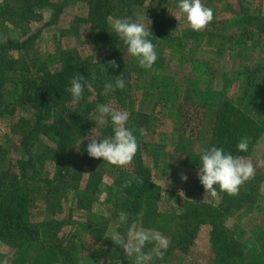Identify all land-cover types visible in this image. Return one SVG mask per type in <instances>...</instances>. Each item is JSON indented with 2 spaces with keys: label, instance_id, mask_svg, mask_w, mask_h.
<instances>
[{
  "label": "trees",
  "instance_id": "obj_1",
  "mask_svg": "<svg viewBox=\"0 0 264 264\" xmlns=\"http://www.w3.org/2000/svg\"><path fill=\"white\" fill-rule=\"evenodd\" d=\"M81 1L86 8L81 24L88 26L86 36L94 37L91 48L97 45V51L106 49L107 54L104 58L92 63L91 60L95 56L78 59L72 51L61 50L57 53L60 55L56 63L58 68L51 71L48 65L49 62L54 63L51 59L52 55L35 58L34 54L29 55L25 52L19 69L11 71L12 65L5 66L6 69L0 65V118L12 116L20 107L26 106L33 110V119L29 122L20 119L15 129L21 138L19 146L15 149L16 171L12 166L10 148L0 143V243L15 249L32 247L30 264H75L77 261L75 257L82 255L80 240L76 238L77 234L63 237L61 221L52 217L62 210L61 200L69 192L73 197L78 198V208L85 209L82 201L88 203L103 179L104 173L111 172L110 169L104 170L106 161L102 158H91L88 155V142L83 137L88 136L90 132V118L92 113L97 111V105L108 104L109 100L113 99L120 109L128 112V127L136 129L134 134L138 141V151L130 163V168L121 171L120 178L116 180V184L122 188L119 203L122 211L128 216V226L139 221L145 227L160 232H172L169 248L182 254L187 245L194 240L198 229L202 225H208L213 264L238 263L246 246L234 239L225 226V220L240 205L253 201V187L263 180L264 174L256 171L253 178L240 187L236 196L220 191L217 186L218 195L221 197L218 204L201 202L193 204L184 211L162 210L161 189L152 182L151 170L145 166L142 157L145 146L141 142L139 129L148 123V115L135 113L129 104L128 84L123 90L117 89L114 92H106L104 89L106 82L114 81L121 73L124 80L132 75L147 73V69L138 65L136 58L127 52V45L110 28V20L130 17L135 21L137 11L146 5H153L156 0ZM13 3H15L14 11L8 13L7 19L12 21L14 28L19 26L23 35L29 23L36 18L35 15L42 14H39V11H49L48 9L51 8L50 17L44 26L56 25L68 5V0L59 2L14 0ZM150 17L152 15L148 16L147 20ZM166 23L163 18H158L146 25V28L152 32L151 39L156 45L158 54L154 68L164 67L162 56L165 51L177 52L175 55L181 59L189 51L187 37H190L192 42H197L202 36L201 32L190 30L178 35L167 29ZM41 32V29L37 30L33 36L26 39L24 44L14 41L1 45L0 53L6 55L5 51L9 48L21 50L30 40L39 37ZM243 32L245 37L251 35L247 30ZM124 52L130 55L129 63L124 62ZM173 53L170 52L171 55ZM112 60L119 65L115 70L108 65ZM93 73L96 77L94 81ZM78 74L92 81L93 90L91 92L86 90L84 97L78 103H73L68 88L73 76ZM180 94L179 98L182 99L183 91ZM185 100L183 99V104ZM48 111L51 113L50 119H48ZM236 115H232L229 109L220 106L210 122L207 141L198 144V151L212 146L222 147L226 153H231L233 156H243L252 151L259 136L258 129L243 113ZM105 118L107 132L113 133L110 116ZM202 120L203 118H200L201 122H196V126L189 124V129L186 126L180 129L181 144H177L175 148L180 155L191 154L188 165L195 170L200 166L201 151L194 155V141L186 136L191 137L196 132L200 133L199 123H202ZM241 137L250 138L246 152L237 149ZM189 159H185V163ZM48 164L52 165V172L44 175L38 172L44 170ZM198 180L197 177L196 181ZM129 181H131L130 185L125 187ZM40 203L48 206L47 213L51 216V220L36 225L29 221V216ZM88 216L90 218L87 229L83 230L88 234L90 230H97L100 233L108 227V223H104L99 216L92 214ZM260 249L264 255V239L260 243ZM101 258V254L95 250V253L82 264H102Z\"/></svg>",
  "mask_w": 264,
  "mask_h": 264
},
{
  "label": "rangeland",
  "instance_id": "obj_2",
  "mask_svg": "<svg viewBox=\"0 0 264 264\" xmlns=\"http://www.w3.org/2000/svg\"><path fill=\"white\" fill-rule=\"evenodd\" d=\"M13 2L0 0V46L14 41L24 44L37 30L41 29L42 32L21 50L9 48L5 51L6 55L0 53V65L4 69L9 65H12L11 71L19 69L25 52L34 54L35 58L52 55L54 63L49 62L48 65L51 71L58 68L56 63L60 55L57 53L61 50L72 51L78 59L95 56L92 63L106 56V49L97 51V45L91 48L94 37H87L88 26L81 24L86 13L81 0H68L56 25L44 26L50 17L51 8L49 11H39L42 14L35 15L36 18L29 23L23 35L20 27L14 28L12 21L7 19L8 13L14 11ZM178 3L179 0H156L153 5L140 8L135 21L146 27L152 20L163 18L167 21L165 27L171 32L180 35L188 30L193 31L186 14L178 9ZM202 4L213 10V20L203 31H196L202 34L197 42L187 37L189 51L181 59L175 55L177 52L165 51L162 56L163 68L152 67L145 74L125 79V84L130 86L127 98L129 104L135 113L148 115V123L143 126L145 132L141 135V142L145 146L142 157L145 166L151 170L152 182L161 189L162 210L169 212L184 211L201 202L218 204L221 199L219 195L213 198L206 193L199 180L196 181L197 170L188 165L191 154L180 155L175 149L177 144H181L180 129L185 126L189 129V124L196 126V122H201L199 119L203 118L202 123H199L200 133L196 132L191 137L185 135L194 141L193 154L199 153L198 144L206 143L210 122L220 106L229 109L232 115L243 113L257 127V143L252 151L239 157L253 162L254 173L259 171V174H264V0H202ZM150 15L152 17L147 20ZM114 19L110 20L111 29ZM243 30L251 32V35L245 37ZM123 58L124 62H130V55L126 52ZM183 99H186L184 104ZM108 105L126 111L120 109L113 99L109 100ZM48 112L50 119L51 113ZM99 116L97 111L92 113L88 135L102 140L113 133L107 132L106 118L101 122ZM20 119L31 121L33 110L26 106L20 107L12 116L0 118V143L10 148L14 169V160L17 158L15 149L21 141L15 129ZM86 142L89 143V140L86 139ZM185 159L189 160L185 163ZM103 168L111 172L104 173L92 199L88 203L82 201L85 209L78 208V198L69 192L61 200L62 210L52 218L61 221L63 237L77 234L75 236L80 240L82 255L74 258L80 261L75 264L86 262L95 250L102 256V264H135L134 256L127 255L122 248L113 244L112 235L119 233L126 237L129 228H152L145 227L139 221L129 226L128 221L120 222L119 218L124 214L119 203L122 188L116 184V180L120 178L121 171L130 168V164L118 167L106 162ZM38 172L43 175L50 173L52 165L48 164ZM181 173L187 175V181L180 179ZM253 188V201L240 205L225 220V226L234 239L246 246L241 260L236 264H264L260 249L264 239V178ZM47 208V205L40 203L32 210L29 221L40 225L42 221L51 220ZM91 214L99 216L104 223H108V227L100 233L97 230H90V234L83 231L87 229L88 215ZM209 232L210 227L202 225L182 254L169 248L172 232H160L167 238L168 247L163 259L154 256L150 264H213ZM152 247V244H147L144 251ZM32 255V247L15 249L0 243V264H30Z\"/></svg>",
  "mask_w": 264,
  "mask_h": 264
},
{
  "label": "clouds",
  "instance_id": "obj_3",
  "mask_svg": "<svg viewBox=\"0 0 264 264\" xmlns=\"http://www.w3.org/2000/svg\"><path fill=\"white\" fill-rule=\"evenodd\" d=\"M178 9L186 14L187 22L193 31H203L213 20V10L205 7L202 0H179ZM111 27L117 37L127 45V52L136 58L141 68L151 69L158 59L156 45L152 42V32L142 23L135 22L130 17L115 18ZM108 65L114 70L119 67L115 60L109 61ZM96 79L93 73L92 80ZM125 80L122 73L115 77L114 81L106 82V92H114L125 88ZM93 90L92 81H88L81 74L73 76L68 91L72 95V102L78 103L85 91ZM100 114L99 119L103 122L105 117L110 116L113 135L102 140L93 135L83 137L89 140L87 153L91 158L100 159L111 165L123 167L130 164L138 151V141L134 134L136 129L128 127L129 114L123 110H117L108 104H98L96 108ZM141 135L145 129H139ZM250 138L241 137L237 149L240 152L248 151ZM255 171L251 160H245L239 156L226 153L221 147H207L201 149L200 166L197 177L203 185L205 192L213 198L218 195L217 186L222 192L230 196L239 194L240 187L253 178ZM180 179L187 181L186 174L181 173ZM139 181V178H137ZM131 181L125 184L129 186ZM121 223H127L126 213L120 216ZM112 242L122 248L129 256L135 257V264H150L153 257L164 258L168 247V240L155 229H132L129 228L126 237L119 233L112 235ZM152 244L153 247L145 252V246Z\"/></svg>",
  "mask_w": 264,
  "mask_h": 264
}]
</instances>
